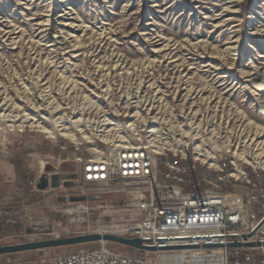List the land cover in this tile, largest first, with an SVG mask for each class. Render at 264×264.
I'll list each match as a JSON object with an SVG mask.
<instances>
[{
	"label": "rangeland",
	"instance_id": "obj_1",
	"mask_svg": "<svg viewBox=\"0 0 264 264\" xmlns=\"http://www.w3.org/2000/svg\"><path fill=\"white\" fill-rule=\"evenodd\" d=\"M263 103L264 0H0V160L9 161L19 229H50L65 204L62 190L35 191L33 183L72 144L35 125H64L80 139L97 134L95 123L138 120L190 158L200 146L251 173L233 153L264 163ZM256 169L264 184V168ZM98 247L10 257L30 263Z\"/></svg>",
	"mask_w": 264,
	"mask_h": 264
},
{
	"label": "built area",
	"instance_id": "obj_2",
	"mask_svg": "<svg viewBox=\"0 0 264 264\" xmlns=\"http://www.w3.org/2000/svg\"><path fill=\"white\" fill-rule=\"evenodd\" d=\"M95 124L97 134L86 129L89 139L61 146V152H71L44 164L53 169L50 182L54 174H64L60 167L67 163L73 168L66 174L75 178L69 180L72 187L62 181L59 189L46 190H62L65 204L54 209L61 220L49 219L50 229L43 222L32 224L25 242L111 234L140 238L157 251L135 257L101 241L96 249L10 264H264V247L228 246L232 237L244 242L264 218V184L256 168L250 173L243 165L217 160L218 168H211L195 157L196 150L190 158L188 150L172 149L160 140V129L142 121ZM235 188L239 191L230 190ZM73 196L102 200L71 202ZM2 220L15 223L17 214L0 209ZM263 228L249 241H264Z\"/></svg>",
	"mask_w": 264,
	"mask_h": 264
},
{
	"label": "water",
	"instance_id": "obj_3",
	"mask_svg": "<svg viewBox=\"0 0 264 264\" xmlns=\"http://www.w3.org/2000/svg\"><path fill=\"white\" fill-rule=\"evenodd\" d=\"M46 171H51V167H47ZM75 175L70 174H54L51 177V182L49 181L46 174H43L39 178V183L37 184L38 191H46L49 188L59 189L61 187V182L64 181L65 187H72L73 183L69 180L74 179ZM61 201H65V198H61ZM89 201H101L100 196H73L70 198L71 202H86ZM264 227V218L258 223L256 228L249 234L243 236L244 242L238 241L237 238L232 237V242L229 243V247L233 248H254V247H264V241H249ZM101 241L107 243H113L122 245L124 247L132 248L137 251H157L154 247H148L144 245L145 241L140 238H122L111 234H91L77 237L59 238V239H45L36 242H23L18 244L3 245L0 246V256L5 255H15L21 253L39 252L52 249H61L72 246H83L88 244H97ZM216 247V246H214ZM219 247H222L220 245ZM176 249H180L179 247Z\"/></svg>",
	"mask_w": 264,
	"mask_h": 264
},
{
	"label": "crops",
	"instance_id": "obj_4",
	"mask_svg": "<svg viewBox=\"0 0 264 264\" xmlns=\"http://www.w3.org/2000/svg\"><path fill=\"white\" fill-rule=\"evenodd\" d=\"M3 182L6 184V186L0 188V209L9 208V204H17V203L9 202L13 198L9 196V161L8 160H0V183ZM19 222L22 223V221ZM17 223L18 221L15 223H11L7 220L0 221V246L18 244L26 241V236L30 233L31 230H29L26 225L24 229L23 227H20L19 229ZM21 254H25V253H21ZM10 256L13 255L0 256V264H10V262L13 260L11 259ZM15 256H19V254H15Z\"/></svg>",
	"mask_w": 264,
	"mask_h": 264
},
{
	"label": "bare ground",
	"instance_id": "obj_5",
	"mask_svg": "<svg viewBox=\"0 0 264 264\" xmlns=\"http://www.w3.org/2000/svg\"><path fill=\"white\" fill-rule=\"evenodd\" d=\"M259 78V77H258ZM262 109L264 113V103L262 104ZM34 128H39L40 132L44 133L49 139H56L57 134L56 131H58L59 136L65 138L66 140H69L70 142L73 143H78L82 139H89L90 137L86 136L85 134L82 135V138H78L76 133L74 131H70L68 128H66L64 125H58L56 128H45L42 126H34ZM56 129V130H55ZM196 150V155L199 156L198 158L201 159L204 163H207L211 168H218V163L216 161V158L214 155L208 153V152H203L200 146L195 147ZM227 153L231 152V149L225 151ZM233 153V150H232ZM234 157H238L241 160L246 161L248 164L252 165L254 168H264V163L260 161H256L252 158H249L245 155H238L236 152L233 153ZM44 167V165H43Z\"/></svg>",
	"mask_w": 264,
	"mask_h": 264
},
{
	"label": "trees",
	"instance_id": "obj_6",
	"mask_svg": "<svg viewBox=\"0 0 264 264\" xmlns=\"http://www.w3.org/2000/svg\"><path fill=\"white\" fill-rule=\"evenodd\" d=\"M59 151H60V150H59ZM59 151H58V152H59ZM250 171H251V170H250Z\"/></svg>",
	"mask_w": 264,
	"mask_h": 264
}]
</instances>
